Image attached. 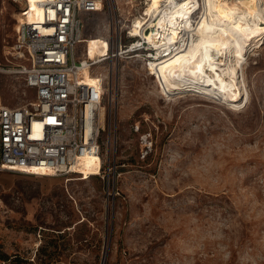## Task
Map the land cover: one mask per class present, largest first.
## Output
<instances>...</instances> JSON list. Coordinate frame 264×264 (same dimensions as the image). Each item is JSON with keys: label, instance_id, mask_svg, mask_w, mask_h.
Here are the masks:
<instances>
[{"label": "rangeland", "instance_id": "rangeland-1", "mask_svg": "<svg viewBox=\"0 0 264 264\" xmlns=\"http://www.w3.org/2000/svg\"><path fill=\"white\" fill-rule=\"evenodd\" d=\"M114 3L123 40L131 41L126 30L147 0H104L99 11L83 13L86 40L77 59L90 56L91 44L93 56L109 54L104 35ZM25 5L0 0L3 65L19 62L11 52ZM146 49L141 57L123 54L106 85L123 162L118 194L108 199V179L100 175L0 171V264H264V38L236 69V106L196 90L162 91ZM109 65L93 70L106 73ZM87 73L90 82L101 81ZM34 98L22 74L0 70L2 104ZM144 134L152 143L146 156ZM98 160L92 154L82 166L97 174Z\"/></svg>", "mask_w": 264, "mask_h": 264}, {"label": "built area", "instance_id": "built-area-1", "mask_svg": "<svg viewBox=\"0 0 264 264\" xmlns=\"http://www.w3.org/2000/svg\"><path fill=\"white\" fill-rule=\"evenodd\" d=\"M37 5L39 18L21 7L11 52L19 62L0 63V70L22 74L35 95L33 101L18 106L4 105L0 99V171L83 177L81 161L93 154L99 158L98 172L89 175L107 177L109 199L118 194L116 173L123 162L118 158L117 122L114 125L113 113L109 114L105 105L106 85L112 81L113 64H118L123 54H137L134 51L142 44L136 45L139 37L131 36L130 30L126 34L131 41L123 40V14L114 3L104 35L109 54L77 59L76 48L86 40L83 13L99 11V1L39 0ZM155 55V49H146L148 62ZM103 59L110 61L104 75L93 70ZM86 68L101 75V81L90 82ZM135 130L140 131V126ZM142 140L146 156L152 143L146 134ZM36 166H42L46 174L34 173Z\"/></svg>", "mask_w": 264, "mask_h": 264}, {"label": "bare ground", "instance_id": "bare-ground-1", "mask_svg": "<svg viewBox=\"0 0 264 264\" xmlns=\"http://www.w3.org/2000/svg\"><path fill=\"white\" fill-rule=\"evenodd\" d=\"M37 1L26 0L25 7L39 18ZM259 4L257 0H147L146 12L130 26L131 36L140 37L136 45L142 44L134 57L142 56L144 44L156 50L150 67L159 88L169 95L196 90L236 106L240 96L236 69L248 50L264 38V8ZM197 10L200 16L193 22ZM89 49L88 58H97L93 56L96 46L91 44ZM98 63L103 65L106 59ZM83 169L86 175L93 172ZM33 170L46 174L42 166Z\"/></svg>", "mask_w": 264, "mask_h": 264}]
</instances>
